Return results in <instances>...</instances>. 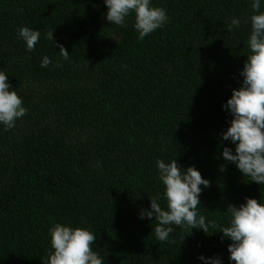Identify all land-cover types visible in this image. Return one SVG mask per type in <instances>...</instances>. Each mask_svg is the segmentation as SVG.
I'll return each instance as SVG.
<instances>
[{
	"label": "trees",
	"instance_id": "obj_1",
	"mask_svg": "<svg viewBox=\"0 0 264 264\" xmlns=\"http://www.w3.org/2000/svg\"><path fill=\"white\" fill-rule=\"evenodd\" d=\"M253 2L151 0L168 22L140 40L135 13L110 24L104 0H0V71L28 110L14 128L0 124V264H44L56 224L91 231L104 264H234L219 232L227 207L264 204V185L222 155L235 154L222 106L242 85ZM20 27L40 32L34 51ZM158 159L210 181L197 212L217 228L171 225L167 241L156 238L140 212L157 196L167 208Z\"/></svg>",
	"mask_w": 264,
	"mask_h": 264
},
{
	"label": "clouds",
	"instance_id": "obj_2",
	"mask_svg": "<svg viewBox=\"0 0 264 264\" xmlns=\"http://www.w3.org/2000/svg\"><path fill=\"white\" fill-rule=\"evenodd\" d=\"M107 6L106 20L110 24L126 26L125 18L135 13L134 27L143 40L158 28L168 22L166 10L153 7L151 0H104ZM261 0H254L252 9L258 14L251 16V35L248 46L251 54L247 56L240 76L243 77L239 89H232L231 98L222 107L232 115L230 127L222 133L223 140L235 144V154L232 149H223V158L236 165L243 177H250L251 182L264 185V12L260 11ZM240 25V20L232 18L227 26L231 31ZM54 29L46 33V39L56 41ZM40 32L28 27H20L18 36L26 42L27 51L35 50L39 43ZM59 55L64 60L69 59V53L63 45ZM52 63L48 56L43 57L41 67L47 68ZM56 67H60L57 62ZM12 85L8 76L0 71V124L5 130L15 127L16 121L27 114V108L16 91H10ZM159 179L165 186L164 197L167 208L158 203L159 197L150 198L151 210H142L140 218L147 217L157 222L154 228L159 241H167L173 232L171 225L185 230L200 229L206 234L209 227H218L216 221L206 223V218L199 215L200 195L204 187L210 186V181L204 179L201 173L190 166L182 170L173 159L170 163L158 159ZM221 170H225L221 166ZM246 202L228 205L230 226L220 228L223 238H228L229 259L234 264H264V204L255 198H245ZM51 248L49 257L44 264H104L97 252L93 250L97 237L89 230L72 228L56 224L50 229ZM184 238V237H183ZM199 259L205 260L200 256ZM206 264H222L219 257L207 259Z\"/></svg>",
	"mask_w": 264,
	"mask_h": 264
}]
</instances>
